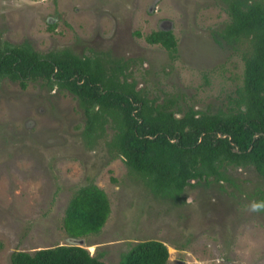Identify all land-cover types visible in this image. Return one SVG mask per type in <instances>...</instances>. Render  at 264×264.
Segmentation results:
<instances>
[{
    "label": "rangeland",
    "instance_id": "obj_1",
    "mask_svg": "<svg viewBox=\"0 0 264 264\" xmlns=\"http://www.w3.org/2000/svg\"><path fill=\"white\" fill-rule=\"evenodd\" d=\"M235 1L0 0V43L28 42L41 56L69 51L107 74L118 60L147 97L216 112L242 84L248 43L220 35ZM159 28L174 35L173 52L146 41ZM115 130L110 118L88 130L77 97L56 84L37 79L22 88L0 78V264L16 250L80 238L107 264L150 239L166 244L168 264H264V184L253 167L228 166L227 180L186 186L175 201L129 170L111 145ZM90 182L106 192L109 217L98 233L71 238L65 207Z\"/></svg>",
    "mask_w": 264,
    "mask_h": 264
},
{
    "label": "trees",
    "instance_id": "obj_2",
    "mask_svg": "<svg viewBox=\"0 0 264 264\" xmlns=\"http://www.w3.org/2000/svg\"><path fill=\"white\" fill-rule=\"evenodd\" d=\"M220 32L228 44L248 43L242 84L226 110L205 112L176 101L158 102L128 82L124 64L112 62L109 74L96 60L69 51L41 56L28 42L0 43V78L56 84L77 97L88 130L107 118L115 123L112 147L129 170L142 177L155 195L175 201L186 186L227 180L228 166L253 167L264 184V0H236ZM170 52L176 47L170 30L145 36ZM122 78H119L122 76ZM175 107V109H174ZM259 204L264 206V191ZM110 214L106 192L95 183L79 186L69 198L62 227L71 238L98 233ZM166 244L150 239L132 244L119 264H168ZM10 264H107L85 247L60 244L32 252L16 250Z\"/></svg>",
    "mask_w": 264,
    "mask_h": 264
},
{
    "label": "water",
    "instance_id": "obj_3",
    "mask_svg": "<svg viewBox=\"0 0 264 264\" xmlns=\"http://www.w3.org/2000/svg\"><path fill=\"white\" fill-rule=\"evenodd\" d=\"M69 243L84 247L83 246L84 240L81 238L80 239H71ZM174 264H184V261L183 260H176V262Z\"/></svg>",
    "mask_w": 264,
    "mask_h": 264
}]
</instances>
